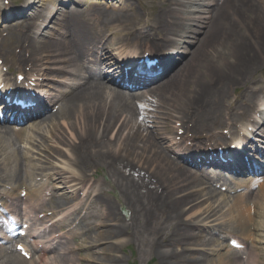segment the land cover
I'll use <instances>...</instances> for the list:
<instances>
[{
	"label": "bare ground",
	"instance_id": "obj_1",
	"mask_svg": "<svg viewBox=\"0 0 264 264\" xmlns=\"http://www.w3.org/2000/svg\"><path fill=\"white\" fill-rule=\"evenodd\" d=\"M61 1L87 7L90 0H34L29 5L21 2L22 5L15 11L9 12L7 16H0V23L15 17L22 18L4 26L7 30L16 29L23 33L17 34L20 38L14 42L19 49L18 53H22L17 62L35 61V70L32 71L39 77H47L50 84L51 89L45 93L48 103L41 100L37 108L25 115L49 113L50 106L60 101L59 114L64 121L62 127L53 125L51 138L57 146L54 149L53 144L49 148L52 152L49 156L62 160L78 173L77 177H65L69 174L68 170H59L50 161H46L47 168L39 166L33 169L39 176L47 178L49 190L27 192L29 209L33 213L24 218L30 223L44 225L50 220L46 216L43 220L38 219V214L49 211L53 218L61 216L51 226L43 228L48 248L38 252L34 257L35 264H75V258L70 255L73 249H70L67 240H63L68 236L74 239L78 232L88 248L102 246L104 242L106 245L107 240L124 234L128 242L137 243L142 253L157 256L160 264H211L212 262L204 259L205 255L200 249L194 250L193 247L201 248L206 245V238L200 234L199 229L201 223L209 219L210 215L213 217L216 214L213 212L224 202L222 200L219 203L222 193L208 183V177L198 175L200 170L184 166L186 163L200 168L203 166L201 163L193 158H185L184 152L175 159L169 155L175 146L183 148L187 153L188 150L193 151L196 143L212 144L214 134L211 128L214 126L228 129L230 145L233 142L241 143L242 137L237 141L234 136L244 128L245 122L251 124L252 134L263 132L261 128L264 126V114L253 103L258 98L256 94L241 92L239 101L236 98L227 107L228 110L234 105L238 108L233 117H223V103L230 93L231 85L235 92L246 88L264 62L261 40L264 32L258 33L254 21L257 19V5L251 0H161L160 9L149 17L148 24H151V28H148L136 14L137 8L130 0H119L117 9L94 3L84 9L67 11L58 25L60 35L44 40L41 35L48 29L46 26H42L44 29L38 28L35 24L43 19L44 12L51 16L45 17V24L54 18ZM137 1L138 5L145 4L144 0ZM3 2L4 0H0V3ZM35 2H42L43 10L39 7L37 10L41 11L33 14ZM2 6L0 5L1 11L6 9L4 6L2 9ZM243 23H247L258 38L251 33L242 32ZM145 27L150 30L148 37L141 34ZM107 28L111 29L106 39ZM34 31L40 35L30 41L28 38ZM136 32L140 35H135ZM174 37H183L187 48L171 62L162 75L156 74L161 77L160 80L155 75L150 78L153 85L159 80L153 89L149 88L144 95L143 92L139 96L132 95L135 87L145 85L146 79H134L130 73L126 74L124 82L129 87L117 84L124 91L107 85L105 77L108 73L118 71L122 73L121 79L125 76L116 60L127 61L135 56L139 58L145 49L155 52L160 47L174 49ZM129 49L131 51L125 53ZM12 51L3 53L0 50V56L5 62L7 58L14 57L15 53ZM24 54L29 55L27 59ZM43 62L51 68H44ZM70 77H78L81 81L77 86L59 81L60 78L69 81ZM116 81L112 78L107 82L115 85ZM60 86L69 90L59 91L57 96L54 89L57 92L56 89ZM256 114L258 115L255 116ZM51 116L43 122H51L58 117ZM38 120L41 119L34 121ZM172 120L180 123V126L171 128L169 124ZM8 128L17 129L14 126L4 128L0 125L2 147L10 146L23 137L21 130L15 132ZM115 128L116 134L112 138L111 133ZM167 128L171 131V138L159 136V132ZM243 130L247 132L248 128ZM179 131L182 133L177 137ZM224 138L226 137L219 136L221 140L218 143L223 144ZM249 142L248 138L242 139L243 144ZM225 144L229 147V142ZM252 147H255V154L251 155L253 159H263L264 154H260L256 146ZM260 149L264 151L262 147ZM235 154V162L223 166L231 172L247 171L251 169V165H255L247 155L246 162L249 166H245L246 154ZM180 161H185L181 162L184 165L179 164ZM3 162L8 163L6 167L9 168H0L1 183H11L13 188L18 189L26 187L29 178L35 176L33 170L28 171L19 158L18 162L17 158L11 162L3 159ZM13 163L15 165L12 167ZM92 166H95V171L100 166H106L112 172V175L109 174L111 178L115 177L112 182L131 211L127 221L119 218L111 202L105 198L102 185L88 176ZM74 180L78 183L68 193L63 185ZM248 180L251 182L243 187L262 183L259 185V193L249 191L231 196L226 193L224 196L231 205L227 214L233 216L225 225L211 227L219 234L235 235V240L241 239L245 244L249 241L248 248H245V261L238 262L234 255L232 260L226 257V260L220 259L218 264H255L253 254L260 249L262 243L256 237L252 238L245 223L253 221L251 210L255 204L258 206L264 203V175L255 176L253 180L256 183L250 178ZM231 181L237 187L243 185L241 180ZM3 197L0 193V198ZM7 197L11 199L8 208L15 212L21 199L13 195ZM77 198H81V204L73 206ZM93 204H97L100 209L93 211L95 214L90 212L88 217L96 219L90 223L87 221L88 217L80 215L79 210L91 208ZM204 204H207L205 208ZM63 209L70 211L62 214L60 211ZM198 212L200 214L193 218ZM78 218L80 228L75 226L73 229L72 224ZM23 224L27 222L24 220ZM55 229L62 232L59 237L53 235L56 234L53 233ZM207 241L213 240L209 238ZM240 244L243 245L242 242ZM98 250L101 254L114 253L115 246L106 245ZM13 252L16 251L10 249L9 254H4L0 250V264L28 263ZM99 252L95 251V254ZM50 253L54 255L53 258L46 260L45 255ZM89 258L94 263L98 262V258L92 255L77 258V261L80 264L90 263ZM105 258L107 255L102 262L106 264Z\"/></svg>",
	"mask_w": 264,
	"mask_h": 264
},
{
	"label": "rangeland",
	"instance_id": "obj_2",
	"mask_svg": "<svg viewBox=\"0 0 264 264\" xmlns=\"http://www.w3.org/2000/svg\"><path fill=\"white\" fill-rule=\"evenodd\" d=\"M13 1L14 4H17L20 2V0H11ZM96 1V0H93ZM106 1L108 2V4L112 3L113 1L116 0H101V2L103 4H107ZM132 2V4L137 8V15L139 18H141V20L147 24L148 28H151V24L148 22L149 21V17L151 16V14H156V12L160 9V4L159 2L161 0L155 1L154 0H144L145 4H139L137 0H130ZM253 2H255V4L257 5L256 8H258L256 14H257V19H255V26L258 28V33L262 34L261 32H264V1L263 0H251ZM114 4V3H113ZM242 20L244 19L243 16L241 15ZM141 21V22H142ZM242 22V21H241ZM136 26V25H135ZM137 27V26H136ZM111 28H107L106 29V39L108 38V31H110ZM145 29L143 32H141V34L144 35H148L150 34V30H147L146 27L143 28ZM242 32L244 33H251L253 35H256L252 28H250L248 26L247 23H243L242 27ZM6 32V36L4 34H2V37L0 39V50L4 53L5 51H12L15 50L17 48L16 45H14V42H17L18 39L20 38L17 34H20V31H16V29H2L1 32ZM4 35V36H3ZM135 35H140L139 33H135ZM264 35V33H263ZM257 36V35H256ZM258 38V36H257ZM16 39V41H14ZM180 41H184L183 38L179 39ZM263 41V48H264V38L261 39ZM18 51V48L17 50ZM149 52V50H148ZM12 53H14L12 51ZM17 53V52H15ZM156 53V52H155ZM12 56V55H11ZM9 57V56H8ZM35 60H38V58H34ZM185 60V59H184ZM183 60V62H184ZM3 62L2 57L0 56V62ZM264 63V62H263ZM260 65V70H258L253 77L250 80V83L248 84V86L246 88H240L238 89L236 92L233 91V86L231 85V89H230V93L228 94V97L226 99H224V103H223V109H224V113H223V117H233L234 115V111H236L238 108H235V105L233 106L232 109L228 110V105L232 104L235 102V99L237 98L239 101V96L240 93L245 91L248 92L250 94H260V92L262 91V86L264 85V64ZM3 64L5 65H9L11 64V59L7 58V61L3 62ZM73 82H80V80L78 78H72ZM164 80V79H163ZM141 106H143V103L140 104ZM61 108L58 109V113H56V115L58 116L55 120L53 121H46L44 124H40L38 126V128H36L35 130H30L28 132H26V136H28V139H22V140H27L28 143L27 144H23L20 145L21 143L18 142L16 144H13L12 146L7 147H2L0 146V158L2 159L4 157V159H7L9 162H11L13 159L17 158V162H18V158L20 159V161L23 163L24 166H26L28 171H32L34 168L38 167L39 165H43V164H47V160L49 159L51 162L53 161L54 166H56L58 169L63 170L64 172L68 170L69 174L65 175V177H71V176H78V173L74 171V169L70 166L67 165H61L55 157H52L51 155L49 156L50 153H52L50 151L49 148L53 147L54 144V149L55 146H57L54 142L53 139H51V136L53 135V125L57 126V128L62 127L61 124L64 121L63 118L60 117V112ZM223 119V118H222ZM174 120H172L173 122ZM169 124V126L171 128H174L177 125H180V123H176L175 121L173 122V124ZM224 126V125H223ZM222 128V127H221ZM218 126H214L211 128V130L214 132H218L220 131V129ZM63 129V128H62ZM64 130V129H63ZM116 130L117 128L114 129V131L111 133L112 138L115 136L116 134ZM65 131V130H64ZM64 134L66 135V133L64 132ZM163 134V135H162ZM171 131L167 128L164 129L162 132H160L159 136H164L165 138H171ZM42 137H46V141H42L41 138ZM220 140L218 138H213L212 143L213 144H218ZM60 147V146H58ZM180 151H178V149H174V154H170L171 157H174L175 154H178ZM16 155V156H15ZM0 159V160H1ZM64 161L66 162L67 160L64 159ZM108 167V166H107ZM6 168H9L6 167ZM34 175H36V172H34ZM88 176L90 177V179H92L94 182H98L100 185H102L104 193H105V197L111 202L114 210L116 211V213L118 214L119 218L122 220H128L129 216L131 215V211L129 206H127L123 199L121 198L120 195V191L119 189L113 184V178L110 177L109 174L112 175V172L106 168V166H100L97 171H95V166H92V170L89 171ZM30 179V178H29ZM41 180V181H40ZM1 183V182H0ZM6 183V182H4ZM3 183V184H4ZM78 183L77 180H74L73 182H71V184H66L63 185L64 187L67 188V192H72L73 188H71L73 186V184ZM8 186V185H6ZM30 186H34L33 189H36V187L38 186H43L46 187V179L41 178V177H37L30 182ZM11 187V186H10ZM217 189V188H216ZM3 190V191H2ZM218 190V189H217ZM0 192L2 193H6L7 191L4 190L3 186H0ZM226 193L222 194L219 197V203L223 202L222 200H224V202L222 203L221 206H219L218 208H216V210L213 212L216 213L213 217H211V215L209 216L210 218L207 219L206 221H204L203 223H201L202 225L200 226L201 229H199L200 234L202 236H204L206 238V245L204 247H193L194 250H201L202 253L205 255L204 259L205 260H209L210 262H212L211 264H218L220 259H225L226 257H228V260H232V257L235 255V250L232 249V251L230 252L228 250V252H230V254H227L225 252V250L228 249L229 244H228V240L233 239V237H235V235H230V234H225V233H218L217 231H215L213 228L211 227H215L217 225H225L230 218L233 216L232 214H227V209L231 206L230 203H228V199L226 196H224ZM14 195L18 196L19 195V190L14 192ZM81 203V200L76 201V199L73 202V205L77 206L78 204ZM202 203L203 202L202 200ZM226 205V206H225ZM207 206V204H204V208ZM215 206H217V203H215ZM202 208V209H204ZM96 209H100L97 204H93L91 208H86L85 209V213L82 212L83 209H80L79 212L81 213L82 216L84 217H88L90 212L95 211ZM201 209V210H202ZM62 212H64L62 210ZM94 213V212H93ZM95 214V213H94ZM200 213H196L194 216H192L193 218H195V216H198ZM251 215L253 216V221L252 222H246L245 226L246 229H248V233L252 234L253 236H255L262 244L260 245V249L262 251H255L254 253H256V256L258 258L259 254L261 256H263L261 258L262 263L264 264V209H261L260 205H256V207L253 209V212L251 213ZM202 217H205L202 216ZM88 222H93L96 221V219L92 218V217H88L87 218ZM72 223V222H71ZM79 223V221H76V223L74 224L77 225ZM204 224H206L204 226ZM229 225V224H227ZM73 226V224H72ZM193 227V226H192ZM80 228V226H79ZM194 228V227H193ZM191 228V229H193ZM197 231V230H195ZM241 233V232H238ZM237 235V234H236ZM212 239L213 241H207L208 239ZM128 238H126V236L123 234L121 237H117L115 239L112 240H107L106 241V245H112L115 246V252L114 253H110L107 252L106 254L99 252L98 248H100L99 246H94L88 248V245L85 244L84 242V238L82 235L79 234V232L76 234V238L74 239V242H70L69 244H71L72 248H74V251L72 252V256L75 258V264H80L77 261L78 257H88L94 256L95 258H98V264H105L104 262H102L103 258L105 255H107L106 259V264H160L159 262V258L155 255L153 256H149L147 253H142L141 252V248H139L137 246V243H133V242H128L127 241ZM105 244V242H104ZM102 245V247H105L106 245ZM2 246H0L1 248ZM143 248V247H142ZM230 248V247H229ZM2 249V248H1ZM99 252L95 254V251ZM4 251V250H3ZM197 252V251H196ZM241 253V251H239ZM202 255V254H201ZM230 255V256H228ZM241 258L243 259L244 256L242 254ZM53 254L52 255H46V259H51L53 258ZM236 256V255H235ZM237 258V257H236ZM92 258H89L90 263H83L82 264H96L91 260ZM108 259H113L115 261L113 262H109ZM238 262H243L240 259L237 258ZM93 262V263H92ZM240 264V263H238Z\"/></svg>",
	"mask_w": 264,
	"mask_h": 264
},
{
	"label": "snow or ice",
	"instance_id": "obj_3",
	"mask_svg": "<svg viewBox=\"0 0 264 264\" xmlns=\"http://www.w3.org/2000/svg\"><path fill=\"white\" fill-rule=\"evenodd\" d=\"M233 243H235V242H233Z\"/></svg>",
	"mask_w": 264,
	"mask_h": 264
}]
</instances>
